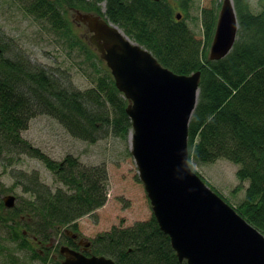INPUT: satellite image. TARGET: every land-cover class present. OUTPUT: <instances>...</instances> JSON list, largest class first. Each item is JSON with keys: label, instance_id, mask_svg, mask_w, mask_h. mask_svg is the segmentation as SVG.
Returning a JSON list of instances; mask_svg holds the SVG:
<instances>
[{"label": "trees", "instance_id": "1", "mask_svg": "<svg viewBox=\"0 0 264 264\" xmlns=\"http://www.w3.org/2000/svg\"><path fill=\"white\" fill-rule=\"evenodd\" d=\"M21 1L27 13L66 34L73 31L66 8L101 15L175 73L201 71L198 102L189 124L190 164L195 170L194 161L235 163L241 184L234 192L245 181L248 185L237 205L225 201L264 234V0L258 13L251 9V0H233L238 38L220 60H211L209 53L219 0L202 11L203 41L183 17L177 19L183 14L175 13L179 6L188 14L193 0H175L177 6L172 0ZM3 40L0 35V167L13 165L19 155H29L41 160L63 187L53 190L36 172H21L15 176L17 183L30 197L8 209L3 201L8 189L0 173V243H14L17 250H29L32 257L45 261L49 251H37L34 244L48 243L66 228L76 231L80 218L104 206L108 171L105 164L87 166L72 155L57 161L24 138L23 131L33 117L47 114L81 140L96 142L110 134L126 137L132 130L126 112L129 101L117 88L112 71L95 86L77 89L58 73L33 66L22 56H6ZM5 251L7 260L19 264L15 253ZM86 255L106 256L117 264H187L178 259L154 215L131 227H113L99 234ZM54 259V264H62Z\"/></svg>", "mask_w": 264, "mask_h": 264}, {"label": "water", "instance_id": "2", "mask_svg": "<svg viewBox=\"0 0 264 264\" xmlns=\"http://www.w3.org/2000/svg\"><path fill=\"white\" fill-rule=\"evenodd\" d=\"M76 14V20L88 26L90 41L129 101L126 112L132 122L131 152L153 215L170 238L178 259L187 264H264V234L190 164L189 124L198 102L201 71L177 74L105 17L80 11ZM181 17L177 15V19ZM238 31L233 0H224L211 60L230 53ZM3 201L12 209L17 197L8 194ZM65 232L77 238L69 229ZM83 246L88 250L90 243ZM59 251L62 264H117L112 258L89 256L68 245Z\"/></svg>", "mask_w": 264, "mask_h": 264}, {"label": "rangeland", "instance_id": "3", "mask_svg": "<svg viewBox=\"0 0 264 264\" xmlns=\"http://www.w3.org/2000/svg\"><path fill=\"white\" fill-rule=\"evenodd\" d=\"M172 1L175 5L176 1ZM214 1L193 0L194 4L188 14L175 5L177 6L175 13L183 14L184 21L198 40H204L202 11L206 8L210 9ZM219 1L222 6L224 0ZM261 1L251 0V9L255 13L260 11ZM100 6L102 10L105 8L104 3ZM65 11L73 28L68 34L52 29L47 22L27 13L21 0H0V35L4 38L6 56L19 59L22 56L33 66L54 71L75 88L84 90L95 86L98 79L107 71L111 72V69L91 43L87 27L76 20L77 11L72 8H66ZM75 40H79L78 45L74 43ZM204 48L205 46L202 50ZM131 134L132 130L126 137L110 134L96 142L81 140L72 136L58 119L47 114L33 117L28 128L23 131L24 138L57 161L72 155L87 166L106 165L108 171L106 204L78 220L77 230L87 241H94L99 234L110 231L113 227H131L153 216L150 199L131 152ZM15 159L17 160L12 162L13 165L0 167V173L1 180L8 189L7 194L15 195L17 203L30 197L17 183L19 180L15 176H19L21 172H36L53 190L63 187L41 160L24 154ZM193 166L203 176L205 182L222 194L225 200L234 205L241 201L248 182L245 181L241 188L234 192L241 184L236 175L238 167L235 163L227 159H219L212 163L194 161ZM63 241H67V238L64 230H61L52 241L39 246L34 244L37 251H49L50 255L45 261L32 257L29 250H17L14 243H0V264H14L4 257L3 254L8 253L6 249L16 254L19 264H54L53 261L56 262L54 258L63 260L59 252Z\"/></svg>", "mask_w": 264, "mask_h": 264}, {"label": "flooded vegetation", "instance_id": "4", "mask_svg": "<svg viewBox=\"0 0 264 264\" xmlns=\"http://www.w3.org/2000/svg\"><path fill=\"white\" fill-rule=\"evenodd\" d=\"M78 23H80L82 25H85L87 27V29H88L89 35L90 36L92 35V33L90 32V30H89V28H88V26L86 24H84L82 22H78ZM66 229H69L70 231H72L73 234L77 235V238H72L71 236H69L68 234H66V232H65ZM66 229H64V232H65V236L67 238V241H66L67 243H65L63 245H68L70 247L73 246L72 248H74V249H76L78 251H82L83 253L86 254L89 251V248L90 247L88 248V250H84V246L83 245L84 244L86 245V244L90 243V246H91L92 245V242L90 240L87 241L85 239V237H83L82 234L78 230L75 231L74 229H70V228H66ZM81 243H83V245ZM69 244H71L72 246L69 245Z\"/></svg>", "mask_w": 264, "mask_h": 264}]
</instances>
